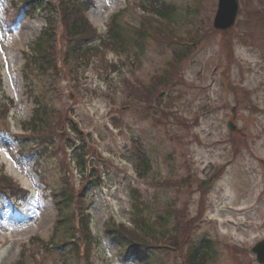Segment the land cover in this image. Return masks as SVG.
<instances>
[{
	"label": "rangeland",
	"instance_id": "rangeland-1",
	"mask_svg": "<svg viewBox=\"0 0 264 264\" xmlns=\"http://www.w3.org/2000/svg\"><path fill=\"white\" fill-rule=\"evenodd\" d=\"M9 1L0 0L3 77L0 100L2 92L11 96L14 108L7 134H0V166L13 180L30 189L31 196L14 211L0 197V264H13L21 248L35 235L47 241L55 220L53 205L45 197L48 190L38 181L31 164L16 154L17 146L12 138L14 133L21 132L20 124L29 118L32 108L23 93L21 50L31 44L45 22L39 16L35 19L20 16L15 27L6 29L3 9ZM141 1L94 0L95 6L89 10L88 18L104 32L114 12L128 3L130 12L136 16L132 9L140 10ZM165 1L178 6L177 14L182 19H177L183 22L178 29L180 35H184L192 22L202 19H206L201 24L204 29L211 26L216 0H202L198 14L186 11L187 8L196 10L194 0ZM242 15H238L241 20L245 17ZM136 20L134 17L133 23ZM232 33L238 34L234 37L236 62L226 77L230 84L237 86L236 95L241 100L236 102L237 97L224 78L229 49L219 50L220 37L213 34L212 40L204 42L181 64L183 80L173 88L176 97L166 107L173 115L166 117V123H153L150 118L143 119L135 111L122 107V78L137 76L147 82L171 57L169 50L153 43L147 44L141 66L134 74L124 71L110 73L105 78L103 69L97 71L95 64H91L75 82L61 75L37 80L55 106H70L73 117L88 134V143L100 154V160L93 162L103 182L92 192L91 209L93 233L100 240V248L96 249L92 264H137L133 259L124 263L117 247L103 233L108 222H124L130 217L132 188H138L144 198L155 201L151 205L158 210L165 200H174V210L188 201L186 219L198 211L202 196L206 211L201 221H196L193 236L218 240L216 261L209 264H257L250 248L264 238V31L258 23L246 19ZM109 58L117 60L113 55ZM182 120L188 128L182 126ZM229 123L234 125V132L228 128ZM230 137L235 142L238 140L235 149ZM139 149L145 150L151 159V173L146 180L139 179L135 173L134 159ZM38 168L49 187L60 184L58 176L62 171L54 155ZM189 173L194 175L190 199L186 190L178 194L174 189L162 191L150 185L153 177L176 180ZM202 180L209 183L198 188ZM71 181L79 183V173L75 170L71 172ZM179 218L182 219L180 215ZM235 246L242 251L236 254ZM28 247L25 264H59L55 256H38L36 245Z\"/></svg>",
	"mask_w": 264,
	"mask_h": 264
},
{
	"label": "trees",
	"instance_id": "trees-1",
	"mask_svg": "<svg viewBox=\"0 0 264 264\" xmlns=\"http://www.w3.org/2000/svg\"><path fill=\"white\" fill-rule=\"evenodd\" d=\"M148 4L149 6L143 5V9L153 11L156 17L141 15L135 23H128L123 22L122 17L125 11L121 10L112 16L110 26L106 33L100 36L99 42L84 47L82 43L95 37L96 32L84 15L88 5L82 1L13 0L11 3L13 10L8 14L10 19H13L19 10L30 16H33L36 11H42L47 21L46 27L35 40L30 50L31 53L24 52L23 54L25 63L22 67V76L25 92L33 99L35 105L30 119L23 123V127L30 130V134L27 137H18L16 141L19 145L22 146L29 139L33 140L38 133L42 136H38L36 141L43 145L40 152L43 155L47 151L45 143L54 144L51 140L55 141L58 138L57 142L62 147L64 135L78 132L76 124L62 110H57L43 101L42 90L36 85V77L40 75L39 73H48L56 69V55H59L57 48L59 29L63 30L62 38L67 45L64 53L68 55L72 67L87 66L88 63L94 61L98 62L97 64H100L107 74L115 71L122 74L127 66L132 68L139 66L149 42L160 48L163 46L170 48L172 58L167 62V69L157 75L151 85H146L139 77H136L134 82H130L125 76L122 78L121 93L124 97V104L132 99V102L135 101L139 105L153 99L158 101L164 95L162 92L164 88L180 82L181 75L178 72L180 63L189 54L192 46L211 36L207 34V30L203 31L204 33L200 32L202 27H198L194 22L192 23L194 24L192 35L187 31L188 36H178L176 29L180 20L177 18H181V15L177 14V7L158 0H151ZM192 12L195 14L196 10H187V13ZM173 38L176 40L173 41ZM228 40L229 36L225 37L224 33L222 46L227 49H229ZM107 52H112L119 57L117 63L113 61L108 63L105 59ZM131 72L134 70L132 69ZM5 111L6 106L1 103L0 113L3 114ZM83 149V144L81 147H74V160L82 164L84 168ZM139 160L143 164L142 174L147 173L150 163L148 157ZM62 180L65 184L60 190H51V200L57 212L52 241L56 237L61 242L55 246L56 251L52 252L46 243L40 242L37 238L35 241L39 242L43 254L56 255L62 264H78L82 250L86 264H91L89 254L94 241L89 228L88 210L91 200L85 196L86 186L81 184L82 187H75L66 176ZM92 183L89 181L87 184ZM0 185H3L0 191L5 194H18L19 190L13 187L10 180L4 176H0ZM164 205L166 211L159 212L155 216L143 211L147 206L144 209L137 208L138 213L134 216L138 222L136 232L122 225L111 226L107 229L109 238L119 245L120 252L125 259L132 256L141 264H168L161 257H167L168 253L173 252L175 248L180 253L182 264H205L209 258L214 260L215 249L211 240L202 239L199 242L190 240V222H184L177 216L172 218L173 211L170 205L168 202ZM185 247V253H181V249ZM157 248L161 249L155 251ZM25 256L26 254L22 251L20 259L15 264H24Z\"/></svg>",
	"mask_w": 264,
	"mask_h": 264
},
{
	"label": "water",
	"instance_id": "water-1",
	"mask_svg": "<svg viewBox=\"0 0 264 264\" xmlns=\"http://www.w3.org/2000/svg\"><path fill=\"white\" fill-rule=\"evenodd\" d=\"M237 9V0H219L214 26L219 29L230 27L234 23ZM253 251L257 255V260L260 263H264V241L257 244Z\"/></svg>",
	"mask_w": 264,
	"mask_h": 264
}]
</instances>
